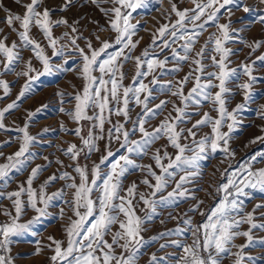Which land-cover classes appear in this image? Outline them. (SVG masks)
<instances>
[{
	"label": "snow or ice",
	"instance_id": "1",
	"mask_svg": "<svg viewBox=\"0 0 264 264\" xmlns=\"http://www.w3.org/2000/svg\"><path fill=\"white\" fill-rule=\"evenodd\" d=\"M18 2V0H17ZM73 2L67 0L64 9ZM94 2L105 3L108 0H94ZM152 2L159 3L160 0H111V3L116 5L112 8L101 9L106 16L111 14L109 27L116 33L114 39L104 40L99 48H93L89 40L86 47L89 49L85 53L83 48L77 44L80 38L77 27L72 26L71 33L65 32L62 37L53 35V28L61 24H67V19L53 21L51 19L50 10L44 8L39 11L38 7L42 0H31V3L25 5L26 12L23 16L20 14H10L6 16V22L12 27L13 31H17L21 45L18 46L15 41L9 46L6 41L7 37L0 39V56L4 59L0 60L2 70L0 76L8 72H15L17 77H26V82L17 96L16 101L8 104L5 108L0 109V129L4 128L3 119L5 114L19 106V102L34 92L33 83L40 76L53 74L55 71H71V67H64L51 63V57L46 54L45 48L30 36L31 27L38 26L48 42V46L52 49L53 57H63L68 49V44L60 43L64 38H68L71 45L82 58L81 78L85 81L82 92H77L73 99L77 101L74 109L68 114L76 121H95L87 133V136L82 135V128L65 129L66 131L74 132L80 137L81 146L72 143L68 148L61 149L72 160L77 161L74 171L79 175L80 182H75L76 178L68 172H63L60 176L51 175L43 184L40 185L39 195L37 190L32 187L33 180L38 177L46 166L37 165L32 168L25 187L21 184L18 190L13 192H0V196H7L13 199L15 205V216L11 212H5L11 216L10 223L0 224V249L10 251L9 245L13 242V236H19L30 231L33 224L38 223L41 218L48 215V208L51 202L55 199H63L64 189H60L51 195L47 194L49 184L57 179L69 180L65 188L75 189L73 199L69 203L72 204L76 219L70 220L66 227L67 247L63 248V241L55 240L54 237L49 239L55 244V254L51 257L53 262L58 264H137L140 255V249L147 241H144L141 232L144 231V225L151 221L157 215V205L167 206L178 203L181 198L189 196V190L185 188L186 184L200 174L201 162L208 159L209 153H216L218 150L226 155L234 156V152H230L228 148L230 134L234 128L240 123L237 119L238 115L247 107L248 102L252 99L254 93L253 85L258 80L264 79L253 75V66L257 61L264 65V54L258 56L251 64L245 63L239 69L230 68L228 66V57L233 54V50L224 47V44L230 41L234 34L242 31V29L231 28V15L233 8H243L245 13L257 12L258 20L264 23V9H257L255 5L249 7L242 0H191L193 8L177 9L173 4L172 11L178 19L172 23L164 24L159 28L160 37H164L165 33L171 37V40H163V47L169 48L172 51V58L180 62H188L191 58V63L194 67L187 73L177 85L168 82L167 90L172 92V95L177 96L182 106H174L176 116L171 113L160 122L158 126L149 131L145 127L147 119L155 118L159 111L168 103L161 101L154 108L148 107V101L153 99V89L143 82L139 81L138 86L134 82L130 86L123 85L124 74L121 71L122 63L118 62V58L123 57L124 61L131 59V51L136 47L139 41H133V36L139 30V23L133 24L130 19L137 9L146 8ZM264 3V0H260ZM223 10V12H222ZM10 12V10H8ZM227 12L229 14L228 23H220V18ZM20 23L21 30L14 27V22ZM78 23V22H77ZM189 25L191 26L189 28ZM208 26H215L219 30L217 33H212L206 41L205 46L199 52H194V45L199 36L206 30ZM2 31V29H0ZM99 39V37H97ZM179 41L178 48L173 47ZM212 43L214 47L211 51L220 54L217 59L215 55L211 56L212 65L218 68L219 71L206 72L208 65L203 64L204 52L207 50V44ZM264 45V41H255L249 45L253 51ZM31 48L35 57L42 62V70L38 71L32 65L31 60L26 63L25 69L16 72V68L23 62V57L20 48ZM116 46H120L115 51H108ZM156 38L154 37L151 47H156ZM125 49L129 55H125ZM163 50V49H162ZM183 53V55L181 54ZM103 56V58H102ZM144 57H150L148 49L143 53ZM168 57L160 60L155 54L150 58L141 61L140 57H136L137 61V79L150 75L155 68H160L167 71L164 65L168 61ZM67 60L64 65H67ZM146 66V71H141L142 67ZM99 72V76L94 75V72ZM173 72L180 71L179 67L173 68ZM241 75L247 76L248 80L237 85L243 91L244 103H240L231 112L226 108V95L234 96L236 93L228 88L227 83L235 78L239 79ZM107 77V79H105ZM189 81L193 82L192 88L185 94L183 86ZM215 81H218L216 83ZM153 85L157 83L155 76L151 81ZM0 87L4 89L5 95L10 92L9 82L0 79ZM175 88V91L172 89ZM217 88L218 91L213 92L212 89ZM122 89V93L121 90ZM145 94L143 100L141 94ZM63 96L64 93H59ZM130 99L135 105H142V112L137 120L133 122V128L128 130L123 123L116 122L108 129L109 143L115 139L122 140L121 148L125 149V154L116 157V153L109 148L105 155H102L99 163H94L91 168V180H89V169L87 165H81L79 157L81 153L85 156L90 155L93 151H99L97 141L104 139V124L106 121L111 123V115H122L125 117V122L130 118L129 103ZM204 101L212 102L218 105L216 109L219 117L213 119L208 113L195 121L191 128H178L181 123H187L193 113L188 111L190 105L198 107ZM114 105V106H110ZM123 107H120V105ZM264 108V105H261ZM98 110L95 115H88V110ZM39 111V109H37ZM108 115H105V113ZM35 113H30L29 116H34ZM264 118V112L261 113ZM228 121H231L230 123ZM211 124L212 135H204L197 139V132L193 129H199L202 126ZM226 125L227 132L221 131V127ZM92 129H98L99 134L93 133ZM141 133L139 139H130V135L136 131ZM23 133V142L19 149L8 155L4 163H0V182L7 185L12 180L13 173H19L27 168L35 157V153L29 151V146L36 141V137L29 135L28 124L26 123L19 129ZM47 131V129H45ZM187 133V135H185ZM166 137L168 143L176 149L173 157L164 147L163 154L161 149H156L152 159L156 166L160 169V173L152 168V165L142 166L136 164L131 159L133 154L144 156L148 154L152 145ZM191 138V144L181 143V140ZM255 140H264V137H256ZM255 140L252 142L255 143ZM222 142V143H221ZM85 149L87 150L85 152ZM190 153V154H188ZM3 155V153H0ZM259 157L264 160V152L257 153L252 156L249 161L240 165L230 174H228L227 182L220 184L216 188L218 194L222 193V198L218 203L209 210L206 219L200 224H194L191 218H187L184 223L189 226L193 242L191 245L182 243L179 240L171 241L173 246L179 247L183 251V255L178 257L179 264H221L223 254L231 253L233 247L239 251L233 253L236 257L234 264H243L245 260L244 248L255 243L252 238V229H264V223L254 222V211L244 212V201L241 197H248L247 189L259 190L264 192V167L255 169L253 162ZM111 159L110 163L109 160ZM47 160V157H45ZM167 160V163L164 161ZM52 161H49L50 165ZM63 163V161H57ZM107 165L106 172L101 171V167ZM146 167L148 174L155 179L152 183L148 179H144L142 183L148 185L151 191L149 193L138 192L137 185L133 183L126 190L122 187V178L129 172L130 168ZM227 171V170H226ZM178 172L184 174L175 181ZM171 181H175V187L167 193V196H161L157 199V193L163 192L169 186ZM125 192L121 195V192ZM98 192L99 195L95 199L92 194ZM27 195V205L34 209L37 216L28 223H19V217L23 212L25 201L21 199L22 195ZM139 197V202H142L146 207L147 214L141 217L136 212V205L133 201ZM194 198V197H193ZM200 201L197 205L190 209L193 212L199 210ZM42 205V206H40ZM264 207L257 205L256 208ZM82 210V211H81ZM62 214V213H61ZM204 215V213H201ZM123 217V219L121 218ZM244 223L250 225L247 231H241L240 226ZM117 230L113 231V228ZM172 234H184V230L177 228ZM111 236V242L106 239ZM165 235V234H160ZM247 237V243L236 245L237 237ZM156 237H153L155 240ZM260 243L264 244V241ZM167 245H161V248ZM116 248L121 251L119 254ZM40 249H37L39 252ZM0 264H12V258L0 255ZM150 264H158V258L155 254L152 255Z\"/></svg>",
	"mask_w": 264,
	"mask_h": 264
},
{
	"label": "rangeland",
	"instance_id": "2",
	"mask_svg": "<svg viewBox=\"0 0 264 264\" xmlns=\"http://www.w3.org/2000/svg\"><path fill=\"white\" fill-rule=\"evenodd\" d=\"M67 0H42L38 10L43 11L44 8L50 10L51 19L53 21L60 19H67L68 23L61 24L53 28V35L55 37H62L65 32L71 33L72 26L74 25L78 29V35L80 38L77 40V44L80 48H83L85 53L89 52L86 47L90 40L93 48H99L102 41L114 39L116 33L109 27V20L111 14L108 16L101 10L104 8L115 7L111 0L105 3L94 2V0H73V2L64 9V5ZM242 2L249 7L253 5L257 9H264V3L260 0H242ZM31 3V0H0V39L7 37L6 43L10 46L13 41L18 46L21 45V41L17 34V31H13L12 27L6 22V16L10 14H20L23 16L26 12L25 5ZM175 4L177 9L183 10L185 8H193L191 0H160L159 3L152 2L146 8L137 9L133 13V17L130 22L133 24L139 23L140 27L136 34L133 36V41H139L136 47L131 51V59L124 61L123 57L118 58V62L122 63L121 71L124 74L123 85L130 86L134 82L138 86L139 81L143 80L145 84H148L152 89L153 99L148 101V107L154 108L155 105L160 104L161 101H168V103L159 111V114L155 118L147 119L145 127L151 131L158 126L162 120L165 119L170 113L174 117L176 112L174 106H182L181 100L172 95V92L168 91L166 87L168 82H172L173 85L178 86V82L191 71L194 65L191 63V58L188 62H180L179 64L172 58V51L169 48L163 47V40H171V37L165 33L164 37H160L159 28L164 24L171 25L178 17L172 11V6ZM10 10V12L8 11ZM223 12V10H222ZM231 15V28L230 32L234 29H242V31L233 35L232 39L224 44V47L232 49L233 54L228 57V66L230 68L239 69L242 64H251L258 56L264 54V45L255 51L249 47L255 41H264V23L259 22L257 12L245 13L243 8H233ZM229 14L224 12L220 18V23H228ZM78 22V23H77ZM14 27L22 31L20 23L14 22ZM191 26L189 25V28ZM212 33L219 35V30L215 26H208L206 30L199 36L196 44L194 45V52L192 56H195V52H199L202 47L205 46L209 36ZM30 36L40 42L45 48L46 54L51 57V63L55 65H61L64 67H71V71H55L50 75L40 76L33 83L34 92L26 95L19 102V106L16 109L11 110L5 114L3 119L4 128L0 129V163L5 162V158L15 153L21 143L23 142V133L19 131L26 123L28 124L29 135L36 137V141L29 146V151L35 153L34 159L27 166V168L19 173L12 174V180L3 185L0 182V192L8 193L18 190L21 184L27 186L26 181L31 174L32 168L37 165L46 166L45 169L40 172L38 177L33 180L32 187L37 190L39 195L40 185L43 184L51 175L56 174L60 176L63 172L70 173L76 178L75 182L79 184L80 177L74 171L77 161L72 160L61 149L68 148L72 143L77 146H81L82 142L80 137L74 134V132L66 131L65 129L82 128V135L87 136V133L92 123L95 121H76L68 113L72 111L77 103L73 99L77 92H82L85 81L81 78L82 58L78 52L71 45L68 38H64L60 43L68 44V49L63 57H53L52 49L48 46V42L44 37L38 26L31 27ZM99 37V39H97ZM154 37L156 38V47H151ZM179 41L173 47L178 48ZM120 46H116L108 51H115ZM214 47L212 43L207 44V50L204 52L203 64L208 65L205 69L206 72L219 71L212 65L211 56L215 55L217 59L220 58V54L211 49ZM145 49L149 50L150 57L155 54L160 60H164L168 57L167 63L164 68L167 71H163L160 68H155L154 72L150 75L140 77L137 79V61L136 57H140L141 61H144L150 57H144L143 53ZM163 49V50H162ZM23 62L16 68V72H20L25 69L26 63L31 60L32 65L38 71L42 70V62L39 61L31 48H20ZM183 55V53L181 52ZM125 55H129L127 49H125ZM103 58V56H102ZM4 58L0 56V60ZM67 60L68 64L64 65V61ZM179 67L180 71L173 72L172 69ZM0 70H2V64H0ZM146 71V66L140 69ZM94 75L99 76V72H94ZM253 75L264 78V65L260 61H257L253 66ZM155 76L157 83L153 85L151 81ZM0 79L7 80L9 82L10 92L5 95L4 89L0 87V109L5 108L8 104L16 101L22 86L26 82V77H17L15 72L5 73L0 76ZM107 79V77H105ZM248 80L247 76L241 75L239 79H231L227 83V87L232 89L236 94L234 96L226 95V108L228 111H232L240 103H244L243 91L237 87L238 84ZM218 83V81H215ZM193 82L189 81L183 86L185 94L192 88ZM122 93V89L120 90ZM175 91V88L172 89ZM213 92L218 91L217 88L212 89ZM254 95L248 102L247 107L238 115L237 119L240 123L234 128L230 134L228 148L230 152H234V156L226 155L224 152L218 150L216 153H209L208 159L201 162L200 174L196 176L191 183L186 184L185 188L189 190V196L187 198H181L178 203L170 204L167 206L157 205V215L153 219L144 225V231L141 232L145 243L140 249V255L137 260V264H150L153 254L158 258V264H179L178 257L183 255L181 248L173 246L171 241L179 240L182 243L191 245L193 237L189 226L184 223L187 218H191L194 224H200L205 219L211 208H213L218 201L222 198V193L218 194L216 188L227 182L228 174L238 168L240 165L249 161L252 156L257 153L264 152V140H255L256 137H264V118L261 113L264 112V79H260L253 85L252 89ZM64 93L61 96L59 93ZM145 94H141L143 100ZM110 106H114L111 105ZM120 107H123L121 104ZM142 105H135L131 101L129 103V119L125 122V117L122 115H111V123L108 121L104 124V139L98 140L99 151H93L90 155L85 156V153H81L79 157V163L81 165H87L89 169V180H91V168L94 163H99L102 155L107 153L110 148L111 151L116 153L118 158L120 155L125 154V149L121 148L122 140H111L109 143L108 129L111 128L117 121L124 124V127L128 130L133 128V122L137 120L138 116L142 112ZM218 105L209 101H204L198 107L190 105L188 111L193 113L189 122L181 123L178 128H191L195 121L200 120L204 113H208L213 119L219 117V113L216 110ZM39 109V111H37ZM98 110H88V115H95ZM30 113H35L34 116H29ZM105 115H108L106 112ZM229 123L231 121H228ZM47 129V131H45ZM197 132V139H200L204 135H212L211 124L200 127L199 129H193ZM93 133L98 135V129H92ZM221 131L227 132L226 125L221 127ZM187 135V133H185ZM141 133L137 130L134 134L130 135V139H139ZM255 140V143L252 141ZM181 143L191 144V138L188 140H181ZM222 143V142H221ZM174 157L176 149H174L169 143L166 137L156 141L149 149L148 154L144 156H137L133 154V159L136 164L147 166L152 165V168L160 173V169L156 166L152 156L156 149H161V155L163 154L164 147ZM260 147V148H259ZM259 148V149H258ZM251 150H255L254 153H250ZM87 150L85 149V152ZM190 154V153H188ZM47 157V160L45 159ZM110 158L109 163L111 161ZM63 161V163H57V161ZM52 161L49 165L48 162ZM167 163V160L164 161ZM253 168L258 169L264 167V160L257 157V160L253 162ZM108 170L107 165L101 167L102 172ZM227 170V171H226ZM183 172H178L175 181L179 180V177L183 175ZM144 179H148L152 183H155L154 177L148 174L147 168H130L125 177L122 178V187L126 190L133 183L137 185L138 192L149 193L151 189L148 185L142 183ZM175 181H171L167 189L163 192L157 193V199L161 196H167V193L172 191L175 187ZM67 183H71L69 180L57 179L55 182L48 185L46 191L51 195L60 189H64L63 199H55L51 202L48 208V215L41 218L38 223L32 225L31 230L23 233L19 236L12 237V243L9 245L10 251L3 249L2 256L6 258L10 256L12 258V264H58L53 262L51 257L55 254V244L49 239L54 237L55 240L63 241L62 247H67V233L66 227L69 225L70 220L76 219L74 215V209L70 201L73 199L75 189L65 188ZM249 193L248 197H241L244 201V212L254 211V222L264 223V207L256 208L257 205H264V192L259 190H246ZM125 192H121L124 195ZM98 192L92 194V198L95 199L98 196ZM194 197V198H193ZM14 199V198H13ZM13 199L7 198V196H0V224L10 223L11 216L6 215L5 212H11L12 216H15V205ZM21 199L25 201L24 209L19 217V223L25 224L33 220L37 216L34 209L27 205V195L23 194ZM200 201L199 210L196 212L190 209L197 205ZM136 205V212L141 217H144L146 207L142 202H139V197L133 201ZM42 206V205H40ZM82 211V210H81ZM62 213V214H61ZM204 213V215H201ZM123 219V217H121ZM118 226L113 228V231L117 230ZM250 225L244 223L240 226L241 231H247ZM180 228L184 230V234H172L174 230ZM165 234V235H160ZM252 238L255 243L248 247H245L243 252L245 260L243 264H264V244L260 243L264 241V229H252ZM153 237H156L153 240ZM106 239L111 242V236H107ZM247 243V237L240 236L235 240L236 245H243ZM161 245H167L161 248ZM40 249L37 252V249ZM120 249L116 248L117 254L120 253ZM239 249L233 247L231 253L223 254L221 264H234L236 257L233 253L238 252Z\"/></svg>",
	"mask_w": 264,
	"mask_h": 264
},
{
	"label": "built area",
	"instance_id": "3",
	"mask_svg": "<svg viewBox=\"0 0 264 264\" xmlns=\"http://www.w3.org/2000/svg\"><path fill=\"white\" fill-rule=\"evenodd\" d=\"M3 253V249H0V255Z\"/></svg>",
	"mask_w": 264,
	"mask_h": 264
},
{
	"label": "trees",
	"instance_id": "4",
	"mask_svg": "<svg viewBox=\"0 0 264 264\" xmlns=\"http://www.w3.org/2000/svg\"><path fill=\"white\" fill-rule=\"evenodd\" d=\"M259 148H260V147H259ZM259 148H258V149H259ZM254 152H255V150H251V151H250V153H254Z\"/></svg>",
	"mask_w": 264,
	"mask_h": 264
}]
</instances>
